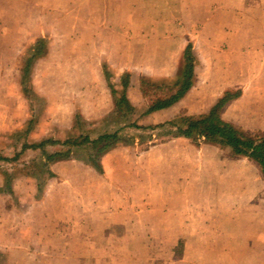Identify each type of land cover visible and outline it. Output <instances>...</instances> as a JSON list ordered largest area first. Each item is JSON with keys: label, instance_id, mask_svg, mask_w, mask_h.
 <instances>
[{"label": "crops", "instance_id": "1", "mask_svg": "<svg viewBox=\"0 0 264 264\" xmlns=\"http://www.w3.org/2000/svg\"><path fill=\"white\" fill-rule=\"evenodd\" d=\"M156 1V5H161L162 0ZM163 1L164 5L171 4L177 8V12L154 15L149 13V0L120 1V6L130 8V13L105 16L107 36L102 38L98 34L96 38V34L93 38V44L98 41L99 50H55L53 44L50 46L49 40H45V35H39L38 38H29L19 51L16 59L21 69L22 53L30 49L36 40L46 42L47 54L33 62L25 84L22 85L20 70L17 92L0 98V105L5 104L6 99L14 103V112L6 116L4 124H11L14 118L13 125L19 129L21 143L14 154L19 153V157L13 163L6 159L14 156H0L5 158L0 161V252L10 251L9 264L100 262L94 253L99 246L95 237L98 218L102 214L108 217L114 214L115 217L125 216L117 229L127 231L132 227L127 218L130 215L128 207H132L129 200L149 197L148 191L127 193L121 186L124 177H131L133 182L138 183L136 188L148 180V171L152 166L149 162L138 163L134 159L136 176L128 173L127 162L123 164L136 156L133 147L119 146L105 154L100 160L102 174L85 161L74 160L73 157L45 164L38 150L27 149L21 153L24 146L46 139L63 140L75 112L82 117L85 115L87 120L107 114L112 109V98L104 70L112 75V80L125 74L131 76L126 95L128 101L138 108L144 102L139 78L173 76L182 53L190 46L195 59L192 87L174 105L142 118L140 125L161 124L178 114L195 116L207 113L226 90L238 89L240 97L224 107L221 118L246 132H264V0ZM133 8L140 15H134ZM4 39L2 34L0 50H4ZM68 55L73 58L66 59ZM38 65H43L42 70L60 73L54 76L56 85L51 83L47 84L51 88L42 87L48 93L43 96L42 107L31 101L36 95L31 74ZM86 70H93V79H85ZM72 71L80 74L70 78L68 72ZM73 83L80 87H97L103 100L92 98L95 104L85 112L76 98L65 103L60 92L56 90L55 94V88ZM24 88L29 91L27 96ZM95 91L93 95H96ZM102 101V106L97 104ZM145 106L144 102L141 107ZM2 121L0 116L1 126ZM154 146L143 153L147 154ZM196 148L202 154L198 161L202 166L198 172L196 170L189 177L183 176V180L181 176L178 179L171 177L173 184L183 182L182 186L187 189H175L159 196L173 198L174 201L172 206L159 203L155 212L159 238L163 240L167 236L165 244L172 247L181 242L183 248H206L202 254L193 256L195 262L262 264L264 180L260 167L245 158L230 157L217 143H199ZM25 153L34 154V160L21 159ZM157 162L164 165L170 160ZM193 162L172 159L173 166H187L183 171L186 173H191L188 170ZM17 164L25 169L37 168L42 181L30 172L13 173L17 169L11 167ZM10 198L14 205L7 206ZM111 226L108 223L107 228ZM150 226L149 220L142 221L140 229L148 230ZM68 240H75L79 248L77 255L70 256L68 249H72L74 243ZM113 245H117L116 239ZM56 247H65L66 253L52 254ZM184 257L185 250H182L177 259L181 261ZM3 259L0 255L2 264Z\"/></svg>", "mask_w": 264, "mask_h": 264}, {"label": "rangeland", "instance_id": "2", "mask_svg": "<svg viewBox=\"0 0 264 264\" xmlns=\"http://www.w3.org/2000/svg\"><path fill=\"white\" fill-rule=\"evenodd\" d=\"M120 1L122 0H0V36L3 34L5 37L3 41L4 50H0V98L17 92L19 88L20 65L17 64L16 57H18L19 51L23 49L25 42L29 38L45 35V40H49L50 46L53 44L55 50H99V44L96 45L98 41H95L93 44V38L96 34V38H98V34H100L102 38L107 36L106 31H108V28L106 26L108 24L105 23V16L130 13L128 12L130 8L120 6ZM149 1L150 5L148 9L150 14L169 15L173 12H177V8H174L171 4L164 5L163 0L161 5H156V0ZM132 11L135 15V8H133ZM116 37H119V35H116ZM9 48H14L15 50H8ZM72 58L73 57L68 55L66 59ZM62 59H65V57H62ZM42 67L43 65H38L31 74L33 82L32 88H34L36 92V95L32 97L31 101L32 103L37 102L41 107L44 100L43 96L48 94L43 88H51L49 85L47 87V84L51 83L56 85L54 76L59 73L55 70H42L40 69ZM49 67L52 68V65H49ZM92 71L93 70H86L84 72L85 79H93ZM68 73L70 78H75L80 74V72L75 71ZM110 83L114 86L116 85V87H120L119 78L117 80L111 79ZM56 90L63 95L64 100L62 101H65V103H67L68 99H78L80 101L79 106L84 112L92 108L95 104L92 98L97 97L103 100L102 93H100L98 88H93L90 85L80 87L76 86L74 83L70 85L62 84L57 85L55 94ZM94 91L96 95H93ZM97 104L102 106L104 103L102 101V103ZM13 106L14 103L7 99L5 100V104L1 103L0 105V116L3 117V124L2 126L0 125V156H2V154H8L10 157H13L15 151L18 150L21 144L18 139L19 129L13 125L14 118L11 124H4L6 116L14 112L15 108ZM74 106L77 107V104L74 103ZM141 106H138V109H141ZM104 115L105 114L99 116V118ZM83 117L85 118L86 116L83 115ZM88 119L92 120V118ZM143 124L145 125L146 123L144 122ZM131 132V130H126L123 133L124 135H129L128 138H131L130 142L131 140L134 141V144L131 146H133L134 154H136V156H133L134 158L127 159L128 161L123 162V164L127 162L129 168L128 173H130V176H136L134 171L137 166H134V159H136L138 163L149 162L152 166H150L148 171V180L146 183H143L141 187L136 188L135 186L138 183H135V181L133 182L131 177H124L125 180L121 182V186L124 187L127 193L148 191L149 197L142 199L133 198L129 200V203H132V207H128L130 215L127 218L129 223L132 224V227L127 231L117 229L119 224L125 220V216L115 217L114 214L108 217L102 214L100 218H98L95 227L97 228L95 230V237L99 240V246L95 248L94 253L98 256V259L100 258V262L95 264H204L195 262L193 256L197 253L202 254L205 252L206 248H183L184 246L180 244L181 242L178 243L177 246L172 247L165 244L167 236L163 237V240L159 238L160 235L156 230L155 212L160 205L159 203H163L165 206H172V202H174L173 198H166L168 200L167 203L165 198H159V196L168 194V191L172 192L175 189H187L182 186L183 182L173 184L171 177L178 179V176H181V180H183V176L189 177L193 175L194 172L196 170L198 172L200 166H202L198 162L202 154L200 151H197L198 148H196V146H198L199 143L212 144L216 142L213 138L207 136L198 139L197 145L188 140L177 139L170 141V143L165 142L166 145L156 143L155 146L153 145V149L146 154L143 153L145 145H140L135 135L136 133L131 135ZM153 140V142H157L158 137L155 136ZM88 152V150L76 151L73 159L86 162ZM33 156L34 154L32 153L28 155L25 153L22 155L21 159L23 158V160L27 161L34 160L32 159ZM162 159H169L170 162L164 163V165L158 164L157 161ZM172 159L194 160L195 162L191 163L192 166H190L188 170L191 173L183 172L187 169V166H180L181 168H179V164L173 166ZM153 161L154 163H152ZM11 169H17L13 171V173L19 172L17 173L19 175L30 172L31 175L38 178L39 181L43 179L38 177L37 168L35 167H26L25 169L23 165L17 164L11 167ZM133 180H137V178L133 177ZM184 185L188 184L184 183ZM140 189L142 190L138 191ZM6 205H14L13 199H8ZM147 220H149L151 225L150 228L148 230H141V222ZM108 223L112 225L109 229L107 228ZM186 234H188V232H186ZM115 239L117 242L116 246L113 245ZM68 241L74 243V247L68 249L70 256H72L71 254L77 255L79 253V248L77 249L75 240ZM168 244H170V242ZM182 250H185V257L183 260L179 261L177 257ZM60 253H66L65 247H56L54 248V253L52 252L54 255ZM9 254L10 251L8 250L0 252V255L4 257V264H9ZM52 264L58 263L53 262ZM86 264L93 263L89 262ZM262 264H264V262H262Z\"/></svg>", "mask_w": 264, "mask_h": 264}, {"label": "trees", "instance_id": "3", "mask_svg": "<svg viewBox=\"0 0 264 264\" xmlns=\"http://www.w3.org/2000/svg\"><path fill=\"white\" fill-rule=\"evenodd\" d=\"M46 47V42L36 40L30 49L22 53L20 58L22 85L30 75L33 62L47 54ZM194 67L195 59L188 46L182 53L173 76L168 78L140 77L139 90L146 103L142 109L134 107L127 99L126 91L131 76L122 75L119 78L120 87L117 90L116 85L110 83L112 75L104 70L112 98V109L95 120H87L80 113L75 112L72 125L65 131L63 140L46 139L24 146L21 153L27 149L38 150L45 164H50L68 160L75 155L76 151L88 150L86 163L102 174L100 160L105 154L119 146L133 147L131 145L134 141L130 142L129 135L123 134L126 130H131V135L136 133L138 143L145 145L144 150L156 143L177 139L188 140L197 145L198 139L207 136L213 138L222 150L228 152L230 157L245 158L255 162L260 167L264 180V132H246L221 118L224 107L240 97L241 91L238 89L226 90L207 113L195 116L178 114L161 124L140 125L139 121L142 118L174 105L186 95L194 82ZM28 92L24 88L26 96ZM155 136L158 137L157 142H153ZM18 157L19 153L12 159L6 160L13 163ZM4 159L0 157V161Z\"/></svg>", "mask_w": 264, "mask_h": 264}]
</instances>
